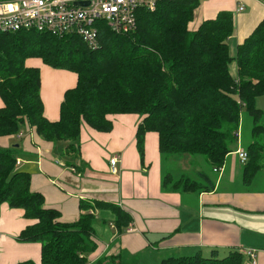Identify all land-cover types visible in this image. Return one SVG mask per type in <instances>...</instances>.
Listing matches in <instances>:
<instances>
[{
    "label": "trees",
    "instance_id": "obj_1",
    "mask_svg": "<svg viewBox=\"0 0 264 264\" xmlns=\"http://www.w3.org/2000/svg\"><path fill=\"white\" fill-rule=\"evenodd\" d=\"M199 5L200 0L163 1L152 12L140 9L136 29L127 34H116L105 22H98L96 50L78 37L70 41L35 31L0 33V97L5 104L0 109V138L34 131L49 143L68 142L67 151L78 155L83 123L108 133L113 130L109 116L139 115L143 121L136 140L142 161L145 137L154 132L163 159L202 156L215 169L224 165L238 144L236 135L247 114L253 142L246 148L242 180L250 186L264 171V113L257 107L264 97V22L232 59L228 40L234 33L233 14L221 12L190 30ZM31 58L78 75L77 86L65 93L57 122L44 116L41 71L26 66ZM233 62L237 77L230 70ZM19 150L17 144L0 148V207L22 209L27 219L36 221L21 232L19 241L42 245L41 264H87V256L97 250L92 239L95 217L88 212L75 223L61 222V212L45 207L44 195L31 190L30 174L17 168ZM178 176L164 175L163 189L201 190L203 180ZM98 205L112 213L120 231L133 220L117 206ZM81 208L87 212L90 207ZM243 260L240 252L219 258L213 251L209 258L171 257L161 264H243ZM96 264L121 263L111 256Z\"/></svg>",
    "mask_w": 264,
    "mask_h": 264
},
{
    "label": "crops",
    "instance_id": "obj_2",
    "mask_svg": "<svg viewBox=\"0 0 264 264\" xmlns=\"http://www.w3.org/2000/svg\"><path fill=\"white\" fill-rule=\"evenodd\" d=\"M239 7L244 11L238 12ZM221 12L233 14L234 33L228 44L229 56L236 59L239 46L264 22V0H200L190 30L216 19ZM26 66L40 69L44 116L51 122L59 121L65 93L77 86L78 75L54 69L38 58L28 59ZM230 70L238 76L235 62ZM4 106L0 97V109ZM257 107L264 113V97L258 99ZM109 119L113 130L108 133L82 124L78 155L67 151L68 142L49 143L34 131L23 139L0 138V148L19 145L21 165L17 168L30 174L31 190L44 195L45 207L61 212V222L75 223L88 212L95 217L92 239L97 250L90 254L91 261L116 256L121 264H161L171 257L209 258L217 251L219 258H224L231 252L251 249L257 251L258 264H264V173L245 186L241 173L244 165L232 152L225 161L227 169L216 178L199 170L194 172V180H203L200 186L205 189L164 190L163 176L172 158H162L159 135L147 133L142 161L136 133L143 117L111 115ZM244 123L243 116L240 147L246 151ZM114 156H120L117 175L110 172ZM177 173L179 178L187 174ZM204 175L213 183L208 184ZM98 203L125 210L132 222L120 231L112 213L100 209ZM82 204H88L89 211L83 210ZM35 223L25 217L22 209H12L8 204L0 207V264H41L42 245L18 239L26 227ZM129 228L135 232L128 233ZM243 264H248L245 257Z\"/></svg>",
    "mask_w": 264,
    "mask_h": 264
},
{
    "label": "built area",
    "instance_id": "obj_3",
    "mask_svg": "<svg viewBox=\"0 0 264 264\" xmlns=\"http://www.w3.org/2000/svg\"><path fill=\"white\" fill-rule=\"evenodd\" d=\"M183 0H11L0 2V33L35 31L70 40L80 38L90 49L99 47L98 22H105L116 34H127L137 27V13L140 9L154 11L160 2ZM77 3H89L77 6ZM244 11L239 7L238 12ZM31 132V131H30ZM28 135L19 133L23 139ZM238 150L235 154L246 165L248 154L240 147L241 133L236 135ZM120 156L110 159V172L118 174ZM21 161L17 160V166ZM215 171H217L215 169ZM92 214V213H91ZM133 233V228L127 229ZM241 254L248 264H258L257 251L243 250Z\"/></svg>",
    "mask_w": 264,
    "mask_h": 264
},
{
    "label": "rangeland",
    "instance_id": "obj_4",
    "mask_svg": "<svg viewBox=\"0 0 264 264\" xmlns=\"http://www.w3.org/2000/svg\"><path fill=\"white\" fill-rule=\"evenodd\" d=\"M2 1H11V0H0V2H2ZM70 41H66V42H70ZM244 115H245L244 116V119H245V123H244L245 132H244V138H243V145H244L245 148H247L249 146V144L251 142H253V137H252V134H251L252 121H251V118L247 114H244ZM238 147L239 146H237V144L234 145L232 147L233 152H236L238 150ZM205 161H207V163L209 165L205 164ZM225 163H224V165L222 167L215 168L217 170V173H216L215 169L212 168L211 164L208 162V160L205 157H202V156H194V157H192L190 155L174 157V158H172L169 161V164L166 165V169H167L166 170V172H167L166 176L167 175H172L174 177L177 172L186 171L187 174H185V176H188V177H190L193 180L194 179L197 180L196 175H195L194 172L199 170L203 174L204 173L205 174H209V175H212L214 178H216L217 177L216 174H222L227 169ZM235 164H236V166L240 165V164H238L237 161H236ZM235 164H234V166H235ZM230 165H229V168H230ZM231 166H233V165H231ZM241 173L243 174L242 166H241ZM262 173H264V171L261 172L259 175H261ZM203 188L205 189L206 187L202 186L201 189H203ZM89 257H90V255L87 256V264H96L99 261V260L97 262L91 261V259Z\"/></svg>",
    "mask_w": 264,
    "mask_h": 264
},
{
    "label": "water",
    "instance_id": "obj_5",
    "mask_svg": "<svg viewBox=\"0 0 264 264\" xmlns=\"http://www.w3.org/2000/svg\"><path fill=\"white\" fill-rule=\"evenodd\" d=\"M89 3H77V6H88Z\"/></svg>",
    "mask_w": 264,
    "mask_h": 264
}]
</instances>
